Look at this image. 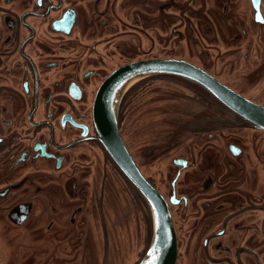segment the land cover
Returning a JSON list of instances; mask_svg holds the SVG:
<instances>
[{
	"label": "flooded vegetation",
	"instance_id": "flooded-vegetation-1",
	"mask_svg": "<svg viewBox=\"0 0 264 264\" xmlns=\"http://www.w3.org/2000/svg\"><path fill=\"white\" fill-rule=\"evenodd\" d=\"M146 59L186 61L264 105V0H0V264L148 254L152 212L95 118L105 81ZM233 117L178 76L122 97L119 129L170 206L176 264H264V129Z\"/></svg>",
	"mask_w": 264,
	"mask_h": 264
},
{
	"label": "water",
	"instance_id": "water-1",
	"mask_svg": "<svg viewBox=\"0 0 264 264\" xmlns=\"http://www.w3.org/2000/svg\"><path fill=\"white\" fill-rule=\"evenodd\" d=\"M178 76L206 88L234 113L243 126L264 129V105L248 100L197 66L181 60L146 59L116 70L101 87L95 118L100 142L124 175L146 199L154 219V239L139 264H176L178 240L170 206L161 192L144 176L130 154L119 129L122 97L137 82L155 76Z\"/></svg>",
	"mask_w": 264,
	"mask_h": 264
},
{
	"label": "rangeland",
	"instance_id": "rangeland-1",
	"mask_svg": "<svg viewBox=\"0 0 264 264\" xmlns=\"http://www.w3.org/2000/svg\"><path fill=\"white\" fill-rule=\"evenodd\" d=\"M98 251L101 253L100 249H98ZM98 251H97L96 255H98ZM101 255H102V253H101ZM102 257H103V255H102ZM132 260H133V259H132ZM105 264H109V263H108V259L106 260V263H105ZM133 264H136V263H133Z\"/></svg>",
	"mask_w": 264,
	"mask_h": 264
}]
</instances>
